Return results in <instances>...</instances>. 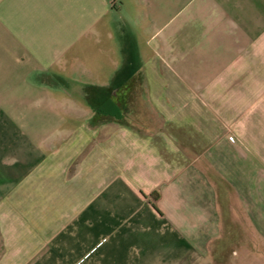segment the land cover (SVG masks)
Listing matches in <instances>:
<instances>
[{
	"label": "crops",
	"instance_id": "obj_1",
	"mask_svg": "<svg viewBox=\"0 0 264 264\" xmlns=\"http://www.w3.org/2000/svg\"><path fill=\"white\" fill-rule=\"evenodd\" d=\"M0 264H264V0H0Z\"/></svg>",
	"mask_w": 264,
	"mask_h": 264
},
{
	"label": "trees",
	"instance_id": "obj_2",
	"mask_svg": "<svg viewBox=\"0 0 264 264\" xmlns=\"http://www.w3.org/2000/svg\"><path fill=\"white\" fill-rule=\"evenodd\" d=\"M151 197L153 200H156L158 196H157V194H152Z\"/></svg>",
	"mask_w": 264,
	"mask_h": 264
}]
</instances>
